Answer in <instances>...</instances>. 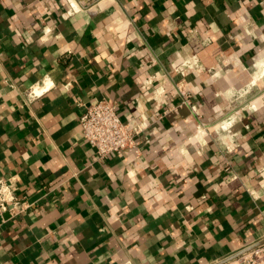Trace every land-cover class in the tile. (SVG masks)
Returning a JSON list of instances; mask_svg holds the SVG:
<instances>
[{"label":"crops","instance_id":"obj_1","mask_svg":"<svg viewBox=\"0 0 264 264\" xmlns=\"http://www.w3.org/2000/svg\"><path fill=\"white\" fill-rule=\"evenodd\" d=\"M261 62L264 0H0V178L33 204L0 264H215L264 240ZM103 98L148 125L139 152L84 142Z\"/></svg>","mask_w":264,"mask_h":264},{"label":"built area","instance_id":"obj_2","mask_svg":"<svg viewBox=\"0 0 264 264\" xmlns=\"http://www.w3.org/2000/svg\"><path fill=\"white\" fill-rule=\"evenodd\" d=\"M200 59L197 55L187 57L183 63L175 67V71L183 72L188 68H197ZM42 87H33L27 94V101L34 102L50 91L55 85L45 79ZM71 83H66L69 88ZM176 88L182 97V104L197 111L190 94L184 84L179 82ZM83 105L82 102L79 103ZM164 110L162 115L168 114ZM161 115V117H162ZM148 129L145 123L130 125L126 123L118 112V105L106 98L90 104L80 115L81 136L89 147L94 151L96 159L102 161L111 154L128 150L139 152L140 136ZM32 203L24 201L16 195L11 181L0 178V227L3 223L28 211ZM239 264H264V244L250 250L236 259Z\"/></svg>","mask_w":264,"mask_h":264},{"label":"water","instance_id":"obj_3","mask_svg":"<svg viewBox=\"0 0 264 264\" xmlns=\"http://www.w3.org/2000/svg\"><path fill=\"white\" fill-rule=\"evenodd\" d=\"M262 244H264V240H262V241L256 243L255 245H253V246H251V247H248V248H246V249H243V250L240 251L239 253H237V254H235V255H232V256H230V257H228V258H226V259H223L222 261H219L218 263H215V264H227V263H229V262H231V261H234V260L238 259V258L241 257L243 254L249 252L250 250H252V249H254V248H256V247H258V246H260V245H262Z\"/></svg>","mask_w":264,"mask_h":264},{"label":"rangeland","instance_id":"obj_4","mask_svg":"<svg viewBox=\"0 0 264 264\" xmlns=\"http://www.w3.org/2000/svg\"><path fill=\"white\" fill-rule=\"evenodd\" d=\"M262 73L264 74V66H263V70H262Z\"/></svg>","mask_w":264,"mask_h":264},{"label":"bare ground","instance_id":"obj_5","mask_svg":"<svg viewBox=\"0 0 264 264\" xmlns=\"http://www.w3.org/2000/svg\"><path fill=\"white\" fill-rule=\"evenodd\" d=\"M262 63V65L264 66V62H261ZM228 124V123H227Z\"/></svg>","mask_w":264,"mask_h":264}]
</instances>
